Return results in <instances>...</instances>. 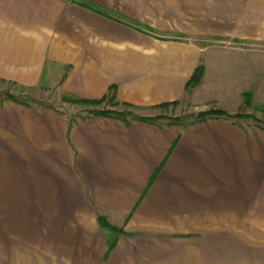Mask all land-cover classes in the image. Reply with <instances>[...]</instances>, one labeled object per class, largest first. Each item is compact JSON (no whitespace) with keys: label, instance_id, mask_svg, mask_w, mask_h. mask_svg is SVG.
Segmentation results:
<instances>
[{"label":"crops","instance_id":"obj_1","mask_svg":"<svg viewBox=\"0 0 264 264\" xmlns=\"http://www.w3.org/2000/svg\"><path fill=\"white\" fill-rule=\"evenodd\" d=\"M206 40L264 43V0H0V81L148 118L217 103ZM136 117L0 99V264H264V126Z\"/></svg>","mask_w":264,"mask_h":264},{"label":"rangeland","instance_id":"obj_2","mask_svg":"<svg viewBox=\"0 0 264 264\" xmlns=\"http://www.w3.org/2000/svg\"><path fill=\"white\" fill-rule=\"evenodd\" d=\"M206 41L210 45L209 62L216 64L213 68L217 75L210 94L220 104L215 102L195 104L185 95L176 104L159 105L155 110L147 111V114H153L148 118L152 121L168 123L169 120L180 117L185 123L197 120L201 111L222 109L228 114L227 117L239 124L264 126V43ZM213 68H210L211 73ZM217 69L220 70L223 79V74H228V78L226 76L224 81L220 80ZM5 95H11L29 105L68 113L71 119L88 115L90 109H107L120 113L119 115L126 118L136 117L142 113L134 106L123 105L109 92L102 97L100 103L93 105L64 97L65 94L59 92L55 86L21 87L11 82L0 81V99Z\"/></svg>","mask_w":264,"mask_h":264},{"label":"trees","instance_id":"obj_3","mask_svg":"<svg viewBox=\"0 0 264 264\" xmlns=\"http://www.w3.org/2000/svg\"><path fill=\"white\" fill-rule=\"evenodd\" d=\"M201 74V67L198 66L193 75L191 76L190 80L188 81V84L186 86V89L188 90V88L192 87L196 81L199 79V76ZM109 93H111V96L115 97L114 92L112 89H109ZM64 97L67 98H71L73 100L85 103V104H93L96 105L98 103H100L102 101V98L100 99H88V98H81V97H76V96H72V95H64ZM4 98L6 99H11V100H15V98L11 95H5ZM178 100H173V101H168V102H163L160 104V106H165V105H169V104H176ZM23 104L26 105V103L23 102ZM123 105H127V106H132L129 103L126 102H122ZM120 113H116L107 109H90L88 110V115L83 116V118H87L90 116H111V117H117L122 119L125 123H128V119L126 117H122V115H119ZM227 113L222 110V109H208L205 111H201L198 114V119L197 120H193L191 122H182V118H177L175 117L174 119L169 120L168 124H177V125H191V124H195L197 122L203 121L207 118H211L213 117H220V116H225L227 117ZM210 116V117H208ZM137 119L140 120H151L150 118H146V117H136ZM99 222L104 225V221L102 219H99Z\"/></svg>","mask_w":264,"mask_h":264}]
</instances>
